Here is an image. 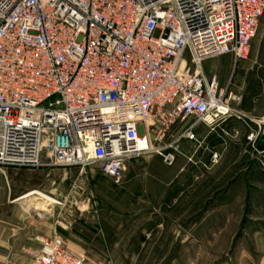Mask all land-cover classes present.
I'll return each instance as SVG.
<instances>
[{"label":"built area","instance_id":"built-area-1","mask_svg":"<svg viewBox=\"0 0 264 264\" xmlns=\"http://www.w3.org/2000/svg\"><path fill=\"white\" fill-rule=\"evenodd\" d=\"M263 15L264 0H0V170L97 166L121 183L132 157L174 165L198 124L244 119L231 79L203 64L248 59ZM26 252L30 264H100L59 233Z\"/></svg>","mask_w":264,"mask_h":264},{"label":"rangeland","instance_id":"rangeland-1","mask_svg":"<svg viewBox=\"0 0 264 264\" xmlns=\"http://www.w3.org/2000/svg\"><path fill=\"white\" fill-rule=\"evenodd\" d=\"M205 64H220L210 72L226 80L231 77L232 86L238 81L241 66L230 56L209 59ZM235 128L234 124L218 127L220 142L236 143ZM146 156V167L132 173L129 184L125 183L128 167L121 183L101 174L97 166H92L97 176L91 178L89 172L80 179L79 174L65 177V168L61 167L0 170V264H30L22 243L27 240L31 216L40 222L45 216L52 228L60 224L64 232L81 230L86 236L94 232L95 239L87 243L69 241L66 235L57 233L70 250L100 264H238V194L225 196L219 192L220 185L204 188L198 183L189 194L183 155L172 166L157 152ZM179 164L178 182L171 184L172 168ZM34 188L67 202L43 204L34 196L14 202Z\"/></svg>","mask_w":264,"mask_h":264},{"label":"crops","instance_id":"crops-1","mask_svg":"<svg viewBox=\"0 0 264 264\" xmlns=\"http://www.w3.org/2000/svg\"><path fill=\"white\" fill-rule=\"evenodd\" d=\"M227 56L230 55L218 57L227 58ZM238 64L241 66V72L238 81L233 84L232 88L234 87L233 90L243 97L242 101L238 103V108L244 119L231 118L221 125L234 124L236 127L234 132H236L238 141L225 145L219 140L221 129L227 133L224 128L212 131L205 124H198L195 130L199 140H183L181 147L182 150L185 147L186 151L183 150L184 155H180H183L187 160V193L193 194L198 183L206 187L212 184L220 185L219 192L225 196L238 194V264H264V125L258 127L255 122L256 119L264 120V15L260 20L257 37L252 42L250 58L240 60ZM218 65L220 64L216 66L212 64L207 66L205 62L203 64L208 76L217 74L221 85H226L231 77L226 80L225 76L222 77L217 72H210L211 68L218 67ZM246 121L251 123L248 125ZM186 125V122H179L174 125L167 133L166 140L168 141L178 135ZM253 131L256 132V138L249 140L248 135ZM214 153H218L216 160H213ZM190 155H193V161L188 160L187 156ZM148 160L149 156L142 155L127 161L126 169L128 167L130 173L127 174L126 184L131 183L132 173L142 171L146 167ZM93 170L92 166L87 167L84 171L78 167H71L65 169V177L79 174L80 179L90 172L91 178H93V176H97V174L92 173L95 172ZM179 172L180 164L172 168L171 184L178 182ZM165 182L168 183V181H162V183ZM226 184L229 186L223 188L222 185ZM59 202V205H65L67 201L64 202L61 199ZM60 216L59 223L62 222ZM32 217L31 221L28 220L27 240L22 243L23 248L38 247L42 238L52 236L57 232L66 235L65 237L69 241L87 243L95 239V234L92 236L94 232H90V236H86L87 233L81 230L64 232L60 224L54 225L52 228L50 221H45V216L42 217V222L37 220L35 216L33 219ZM68 247L70 248L69 245ZM24 262L25 260L22 263Z\"/></svg>","mask_w":264,"mask_h":264},{"label":"bare ground","instance_id":"bare-ground-1","mask_svg":"<svg viewBox=\"0 0 264 264\" xmlns=\"http://www.w3.org/2000/svg\"><path fill=\"white\" fill-rule=\"evenodd\" d=\"M32 196L40 198L43 201L52 202V203H56V204L60 203L59 200L55 196L51 195L50 193H48L42 189H38V188L31 189V190L21 194L20 196L16 197L14 199V201L25 200L28 197H32Z\"/></svg>","mask_w":264,"mask_h":264}]
</instances>
